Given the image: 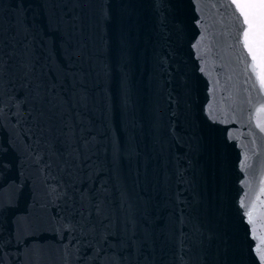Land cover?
<instances>
[{
	"label": "snow or ice",
	"instance_id": "snow-or-ice-1",
	"mask_svg": "<svg viewBox=\"0 0 264 264\" xmlns=\"http://www.w3.org/2000/svg\"><path fill=\"white\" fill-rule=\"evenodd\" d=\"M235 7L239 10L241 17L243 18L240 23L242 25H247V30L243 32L244 35V45L248 49V54L251 56V62L248 65L251 68L252 73L258 76L259 82L262 87H264V0H241V2H237ZM4 34L0 33V36ZM27 37H25V40ZM13 40L15 44L11 47V51H6L9 47V42L7 39L0 38V85H2L3 77L5 74L11 70H22L25 79L31 77L35 72V65L31 61L30 57L25 56V53L28 51V46L24 43V40H20L16 35L13 36ZM23 45V50L21 55H17L16 49ZM29 86H31V81H29ZM43 85H38L35 89L30 92V95L34 97L32 103L34 105L33 111H35V115L33 116V122L39 128L41 121L51 122L56 117V110L60 107L59 104H55L52 97L48 96L47 90L41 92ZM52 91H55L52 88ZM3 89L0 87V100H2ZM10 104L16 103V101H9ZM24 103H28L27 100ZM53 105V107L45 108V104ZM23 111V105H19V111L17 112V117L19 118L20 114ZM31 115V113H29ZM0 118H3V111L0 110ZM67 127V125H65ZM31 131V129H29ZM0 151H6L3 146H0ZM31 151V149H30ZM30 159L33 160L34 166L37 169H40V165L44 163L43 156L36 151L32 152ZM72 159H76L75 156ZM4 165L0 164V167ZM51 168V165H45L42 170L44 173L48 172V169ZM45 184L47 187V198L42 207L37 209L40 213L48 212V205L54 204L57 207L59 206V201L67 200L68 190L66 188L62 189L61 185L58 182H49L45 180ZM55 198V199H53ZM85 197L81 196V202L83 203ZM37 204L40 202L37 201ZM95 214L97 217H104L107 219L106 208L102 201H98L94 205ZM92 213L89 212L88 218L85 219L83 215L81 216V220L84 222L81 224L80 222H74L67 227L61 220H55V225H59L60 229L68 232L70 235L74 234L77 228L80 229H90V234H97L99 238L96 241V247L90 249L95 252V258L89 262V264H124L122 258H119V253L116 254V257H110L107 253L112 251L111 247L109 249H105V245L109 243L111 239L110 229L103 228L100 233H97V228L94 223L91 222ZM134 219V217H133ZM50 224L53 223V218L49 217ZM102 223V221H101ZM128 224L133 227L132 220L128 221ZM15 227L20 230H27L28 228H32V225H23L21 222L17 221L15 223ZM95 238V235H94ZM126 243V242H125ZM121 245L117 243L116 247L119 248ZM69 247H71V241L69 242ZM96 248L99 251H96ZM77 254H79V250L77 249ZM36 264H39L37 261ZM68 264V262H66ZM78 264V262H77ZM131 264V261L128 262Z\"/></svg>",
	"mask_w": 264,
	"mask_h": 264
}]
</instances>
